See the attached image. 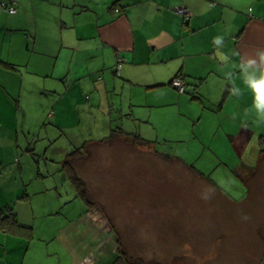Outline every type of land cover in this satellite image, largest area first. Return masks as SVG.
<instances>
[{"label":"crops","instance_id":"0c3cea01","mask_svg":"<svg viewBox=\"0 0 264 264\" xmlns=\"http://www.w3.org/2000/svg\"><path fill=\"white\" fill-rule=\"evenodd\" d=\"M179 8L191 17L183 19ZM261 50L264 0H0V264H123L116 258L118 243L78 192L81 209L68 212L53 231L45 226L39 238L40 213L53 209L35 203L38 190L28 186L33 180L13 178L16 159L20 173L24 152L48 157L50 140L72 128V118H78L77 128L85 125L78 158L94 144L108 145L99 141L116 126L153 141L157 152L160 141L186 136L176 126L183 115L191 129L204 116L208 132L203 138L200 126L201 150L189 139L178 142L176 154H160L205 172L194 152L226 145L239 152L238 167L255 172L262 166L264 177V118L256 110L264 90L254 89L252 80L256 69L264 70ZM118 57L124 60L116 74ZM60 73L69 85H49ZM177 73L185 93L170 85ZM205 112L217 115L216 128ZM33 154L25 156L26 166L39 161ZM238 173L246 195L244 171ZM218 190L234 203L247 198L234 200Z\"/></svg>","mask_w":264,"mask_h":264},{"label":"rangeland","instance_id":"374dc122","mask_svg":"<svg viewBox=\"0 0 264 264\" xmlns=\"http://www.w3.org/2000/svg\"><path fill=\"white\" fill-rule=\"evenodd\" d=\"M64 81L69 85L70 81L60 73L49 85L63 86ZM52 95L50 93L49 100L58 103V99H50ZM62 105L68 106V102L64 99ZM205 113L209 115L208 122L213 123L212 129L216 128L217 115ZM188 117L183 115L181 122L176 123L186 134L179 141L190 139L201 150L202 146L198 145L201 143L200 126L203 125L204 138L208 123L203 116L199 126L195 124V129H191L193 123H188ZM49 122L44 120L45 124ZM78 123V118H72V128L52 137L47 147L48 157L42 151L31 150L23 153L24 167L20 173L17 159L12 165L11 169L18 172L14 179L33 180L28 186L38 190L33 196L35 203L53 209L48 216L40 213L36 223L40 226L39 238L45 226L55 230L68 212L81 209L85 203L74 199L79 190L63 168L65 159L81 152L79 146L85 142L81 128L85 125L82 123L77 128ZM194 133L197 137L191 138ZM179 141H160L157 153L152 146H134L128 140L118 139L100 148L94 144L87 156L82 153L75 157L71 167L87 184L85 189L92 199L86 197L96 209V221L105 224L112 235V243L119 241L124 256L134 263L140 260L141 264H264V177L259 174L262 166L255 172L251 168L238 167L239 152L226 145L214 147V150L206 148L203 153L194 152L206 165V171L195 168L207 176L210 174L228 197L234 200L247 197L234 203L182 162L160 154L161 151L176 154L177 146L182 145ZM32 153L33 159L39 161L34 167L26 166L23 160ZM242 171L249 188L246 195L242 193L246 192V183L238 173ZM38 173L44 177L38 179ZM56 249L59 252L57 245Z\"/></svg>","mask_w":264,"mask_h":264},{"label":"trees","instance_id":"16d2710c","mask_svg":"<svg viewBox=\"0 0 264 264\" xmlns=\"http://www.w3.org/2000/svg\"><path fill=\"white\" fill-rule=\"evenodd\" d=\"M6 5H9L8 3H5ZM11 5V4H10ZM10 13V12H9ZM184 19V18H183ZM117 64L115 65L114 68V72L117 74L119 73L120 67H121V62L124 60L122 57H118L117 58ZM7 65L9 67H12V64L7 63ZM182 74H176L172 77L171 81H170V85L177 90L178 93H185L186 92V85H185V80L184 78L181 76ZM175 79H179L182 82V90L178 89L175 85H174V80ZM116 138H124L125 140L130 141V143L132 145H137V146H151V144L153 143V141L151 140H147L143 137H141L137 132H127L125 130H123L120 126H116L115 128L111 129L109 135H107L106 137L100 139L99 143H111V141L115 140ZM164 157H166L167 159H175V160H180L178 158H175V156L173 155H169V154H165L162 153ZM76 157V152L74 154H72L71 158H67L65 159V164L63 166V168L65 169V171L68 173L69 177L75 182L74 185L76 187L77 190H79V194H81V196H83V198L86 199L87 204H91V201H89V199H87L86 195H85V191H87V189H85V184L84 182L78 177L76 171L74 170V168L71 167V159ZM181 161V160H180ZM187 167L191 168L194 173H196L198 176L203 177L208 179L210 182H212V180H210V178H207L208 176L204 175L202 172H200L199 170H197L195 167L193 166H189L187 165ZM212 184L218 189H220V187L215 184L214 182H212ZM82 189V190H81ZM85 196V197H84ZM118 241V239H117ZM118 246H119V253H117L116 258L118 260H120L123 264H141L140 260L137 261L136 263L131 262V260H129V258L126 256H124L123 254V249H121V243H119L118 241ZM134 261V260H132ZM121 264V263H120Z\"/></svg>","mask_w":264,"mask_h":264},{"label":"clouds","instance_id":"9594fccd","mask_svg":"<svg viewBox=\"0 0 264 264\" xmlns=\"http://www.w3.org/2000/svg\"><path fill=\"white\" fill-rule=\"evenodd\" d=\"M217 43H219V40H217ZM259 57L264 60V50H261L259 52ZM255 63V61H253ZM254 89L264 90V70L256 69V73L252 76ZM256 110L259 113V115L264 118V103L257 104Z\"/></svg>","mask_w":264,"mask_h":264},{"label":"built area","instance_id":"2783aa9c","mask_svg":"<svg viewBox=\"0 0 264 264\" xmlns=\"http://www.w3.org/2000/svg\"><path fill=\"white\" fill-rule=\"evenodd\" d=\"M2 5L10 13L15 12V10H16V7L13 6V5H10V4L9 5H6L4 3ZM177 13H179L180 15H182V17L184 19H189L191 17V15H192V13L188 9H186V8H179V9H177ZM173 83H174V85L178 89L182 90V82H181V80L175 79Z\"/></svg>","mask_w":264,"mask_h":264}]
</instances>
